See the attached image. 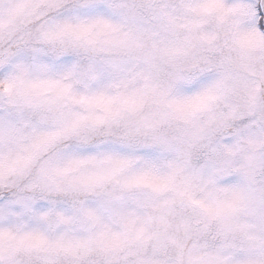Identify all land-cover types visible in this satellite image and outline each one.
I'll list each match as a JSON object with an SVG mask.
<instances>
[{
  "label": "snow or ice",
  "instance_id": "1",
  "mask_svg": "<svg viewBox=\"0 0 264 264\" xmlns=\"http://www.w3.org/2000/svg\"><path fill=\"white\" fill-rule=\"evenodd\" d=\"M0 68V264H264V0H0Z\"/></svg>",
  "mask_w": 264,
  "mask_h": 264
},
{
  "label": "rangeland",
  "instance_id": "2",
  "mask_svg": "<svg viewBox=\"0 0 264 264\" xmlns=\"http://www.w3.org/2000/svg\"><path fill=\"white\" fill-rule=\"evenodd\" d=\"M129 67H131V65ZM0 70H2V68H0ZM135 71H138V69H133V72H130L129 76L131 77V75ZM159 74L161 78H164V76L166 75V69H162ZM155 111H156V108L154 105H146L143 113H141L140 115L145 116V117H150ZM137 119H139V116L137 117ZM158 133L162 135H168V136H173L176 134L175 128L172 126H168V125L161 126L160 129L158 130Z\"/></svg>",
  "mask_w": 264,
  "mask_h": 264
}]
</instances>
